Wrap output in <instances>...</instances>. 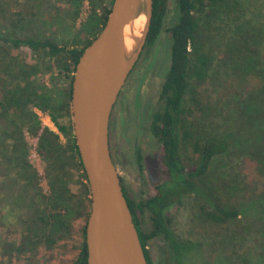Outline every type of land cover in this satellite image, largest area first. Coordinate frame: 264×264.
<instances>
[{
  "label": "rangeland",
  "instance_id": "obj_1",
  "mask_svg": "<svg viewBox=\"0 0 264 264\" xmlns=\"http://www.w3.org/2000/svg\"><path fill=\"white\" fill-rule=\"evenodd\" d=\"M93 1L95 11L89 0H0V35L23 34L49 39L65 48L79 46L98 27L97 17L102 8L98 1ZM175 6L176 0H166L163 29L152 44L144 46L110 117L111 155L128 197L136 202L144 196L147 179L137 166L135 149L151 153L157 147L147 128L152 113L163 106L159 94L168 64L167 28L176 15ZM199 25L196 48L213 58L210 73L214 83L209 93L213 103L206 104L198 114L194 130L199 137L227 134L228 148L211 162L207 173L210 189L205 198L195 194L185 197L181 206L172 208L171 226L181 240L190 238L198 242L196 250L187 255V264H264V65L259 58L251 57V30L264 32V0L219 2L210 18ZM0 77L9 89L30 85L38 97L45 92L51 98V106L42 110L35 105L38 99L30 101V115L20 121L25 157L36 172L34 179L40 190L38 198L34 197L35 207L42 202L39 196L49 193L54 170H58L66 173L74 212L83 210L85 180L76 158L66 150L67 136L57 127L66 126L69 130L72 124L70 107H61L68 102V73L60 67L58 58L41 49L14 48L0 40ZM34 119L41 128L47 127L59 136V161H47L40 156V130L34 134L28 128L33 126ZM13 130L10 117L0 111V208L14 204L15 192L24 191L20 185L27 182L15 163L17 153L9 151L2 155L4 146L13 141ZM24 192L17 210L21 212L18 223L25 225L22 218L27 220L33 211L26 210L31 193ZM210 202L236 208L240 213L216 224L204 215ZM89 207L90 202L88 213ZM86 219L84 214L74 218L68 236L53 245L37 243L35 250L27 245L26 251L20 253L12 248L10 255L4 254L2 245L11 240L17 247L21 226L13 222L3 224L0 219V264H72ZM140 226L148 228L146 217ZM147 248L153 264H171L161 238L149 240Z\"/></svg>",
  "mask_w": 264,
  "mask_h": 264
},
{
  "label": "trees",
  "instance_id": "obj_2",
  "mask_svg": "<svg viewBox=\"0 0 264 264\" xmlns=\"http://www.w3.org/2000/svg\"><path fill=\"white\" fill-rule=\"evenodd\" d=\"M95 1H98L102 8L97 17L98 27L90 38L81 40L79 46L65 48L49 39H34L23 34L0 35L1 41L14 48L41 49L51 57L58 58L60 67L68 73L70 82L67 90L68 102L61 105L62 109L65 106L70 107L71 82L78 57L100 31L112 3V0L106 1L105 4L103 3L105 0ZM223 1L226 0H176V15L173 23L167 28L170 35L168 64L159 94L163 100V106L152 113L147 128L149 135L156 140L157 147L151 153H142L138 147L135 149V160L138 168L145 174L147 189L144 196L136 202L128 197L122 185L123 194L131 211L148 264H153V260L147 248V242L158 237L164 242L169 252L171 264H187L186 257L196 250L198 242L190 238L181 240L175 234L171 226L172 208L181 206L184 198L191 194L205 198L210 189L207 183V173L211 162L214 157L225 153L228 148L227 134L199 137L194 130L198 114L202 113L206 104L213 103L209 93L214 83L213 73H210L213 58L196 48L197 32L200 22L208 20L219 2ZM89 2L95 11L96 3L93 0ZM236 2L237 0H233V4ZM165 14L166 0H153L152 18L145 45L152 44L160 35ZM254 56L259 58L262 61L261 64L264 65L263 30L261 32L251 30V57ZM0 85V111L10 117L14 125L10 136L13 141L10 145L4 146L2 155L4 157L10 153L9 151L17 153L18 161L15 163L22 171L20 172L21 177L27 180L24 186L20 185V188L31 193L26 210L33 211V214L29 212L27 220L22 218L25 225L18 223L21 212L17 210V204L25 194L21 190L15 192L14 204L1 206L0 219L3 224L13 222L21 226H19L21 230L17 247L11 240H7L6 245H2L4 254L10 255L12 248L20 253L26 251L27 245L35 250L37 243L44 242L53 245L57 240L66 238L72 229L71 223L74 218L84 214L86 219L90 199L88 183L73 138L72 124L69 130L66 126L57 125L58 129L67 136L66 150L76 158L85 180L82 184L83 210L74 212L76 207L71 205L73 195L67 186L66 173L58 170H54L55 174L49 185V193L40 195L42 202L35 207L36 198L34 197L38 198L40 190L34 179L36 172L25 157L26 148L23 143L20 121L24 116L30 115L27 109L30 101L34 102L38 99L39 103L35 105L42 110L51 106V98L45 92L38 97L36 92L30 89V85L27 87L17 85L14 89H9L1 82V77ZM50 117L55 121L56 118L52 114ZM34 121L33 126L29 125L28 128L34 134L40 130L38 136L40 156L47 161H53V159L59 161L57 158L61 154L59 136L47 127L41 128L36 119ZM28 183H31V189ZM31 190L34 191L31 192ZM209 204L211 205L208 206V210L204 211V215L216 224H223L240 213L236 208L226 207L218 202ZM145 217L148 228L142 229L140 224ZM41 224L43 228H40ZM86 256L84 224L82 241L72 264H87Z\"/></svg>",
  "mask_w": 264,
  "mask_h": 264
},
{
  "label": "water",
  "instance_id": "obj_3",
  "mask_svg": "<svg viewBox=\"0 0 264 264\" xmlns=\"http://www.w3.org/2000/svg\"><path fill=\"white\" fill-rule=\"evenodd\" d=\"M152 9L153 0H112L104 24L82 50L73 71L72 133L90 199L85 223L87 264H148L111 156L109 123L145 46ZM140 15L144 22L136 26Z\"/></svg>",
  "mask_w": 264,
  "mask_h": 264
},
{
  "label": "bare ground",
  "instance_id": "obj_4",
  "mask_svg": "<svg viewBox=\"0 0 264 264\" xmlns=\"http://www.w3.org/2000/svg\"><path fill=\"white\" fill-rule=\"evenodd\" d=\"M142 22H144V16H143V15H140V16L136 19V21H135V25H136V26L141 25ZM125 42H126V44H127L128 47L131 46L132 41H131V39H130L129 37H127V38L125 39Z\"/></svg>",
  "mask_w": 264,
  "mask_h": 264
}]
</instances>
